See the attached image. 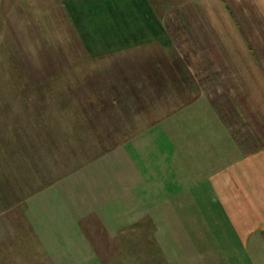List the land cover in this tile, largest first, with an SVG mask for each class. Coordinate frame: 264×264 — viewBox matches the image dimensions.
Returning a JSON list of instances; mask_svg holds the SVG:
<instances>
[{
  "label": "rangeland",
  "instance_id": "obj_1",
  "mask_svg": "<svg viewBox=\"0 0 264 264\" xmlns=\"http://www.w3.org/2000/svg\"><path fill=\"white\" fill-rule=\"evenodd\" d=\"M204 1L0 0V264H264L228 170L264 122Z\"/></svg>",
  "mask_w": 264,
  "mask_h": 264
},
{
  "label": "crops",
  "instance_id": "obj_2",
  "mask_svg": "<svg viewBox=\"0 0 264 264\" xmlns=\"http://www.w3.org/2000/svg\"><path fill=\"white\" fill-rule=\"evenodd\" d=\"M252 1L264 19V0ZM204 4H200L201 12L212 29L217 30L220 35L218 40L225 56L245 87L249 102L259 111L264 122V72L262 68L248 57V53L250 54L248 43L240 35L223 4L220 1L217 4V0H205ZM222 15H224V21ZM227 21L233 23L237 36ZM249 60L253 63H249ZM228 170L233 174L237 189L244 196L249 208L248 212L240 210L233 214L235 217L233 223L237 225V232L245 240L250 234H264V143L255 153L241 156V159L235 161ZM214 176L210 175L211 182ZM257 239L259 240L258 246L261 244L264 248L262 244L264 238L260 240L257 237Z\"/></svg>",
  "mask_w": 264,
  "mask_h": 264
}]
</instances>
